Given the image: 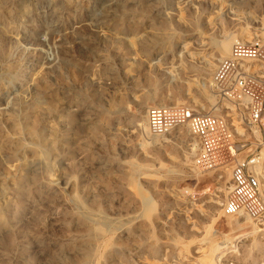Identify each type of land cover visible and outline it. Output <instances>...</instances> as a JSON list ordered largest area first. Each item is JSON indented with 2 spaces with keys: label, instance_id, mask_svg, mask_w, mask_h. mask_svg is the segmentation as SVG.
<instances>
[{
  "label": "rangeland",
  "instance_id": "374dc122",
  "mask_svg": "<svg viewBox=\"0 0 264 264\" xmlns=\"http://www.w3.org/2000/svg\"><path fill=\"white\" fill-rule=\"evenodd\" d=\"M263 100L264 0H0V264H264Z\"/></svg>",
  "mask_w": 264,
  "mask_h": 264
},
{
  "label": "built area",
  "instance_id": "2783aa9c",
  "mask_svg": "<svg viewBox=\"0 0 264 264\" xmlns=\"http://www.w3.org/2000/svg\"><path fill=\"white\" fill-rule=\"evenodd\" d=\"M259 50L255 47L247 48L237 46L233 51V59L244 60L250 58L259 60ZM155 114V112H154ZM154 120L158 115H154ZM251 119L261 123L259 118L264 117V100L251 105ZM261 144L254 150L249 151L245 156L235 159L232 167V191L231 199L228 202V209L237 212L240 209L239 197L242 192L249 188L255 191H263L264 188V129L261 137ZM260 148V151L258 149Z\"/></svg>",
  "mask_w": 264,
  "mask_h": 264
}]
</instances>
